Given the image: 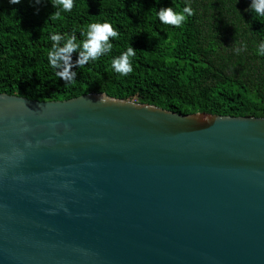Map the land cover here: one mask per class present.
Masks as SVG:
<instances>
[{
  "label": "water",
  "instance_id": "water-1",
  "mask_svg": "<svg viewBox=\"0 0 264 264\" xmlns=\"http://www.w3.org/2000/svg\"><path fill=\"white\" fill-rule=\"evenodd\" d=\"M0 264H264V119L0 94Z\"/></svg>",
  "mask_w": 264,
  "mask_h": 264
},
{
  "label": "trees",
  "instance_id": "trees-1",
  "mask_svg": "<svg viewBox=\"0 0 264 264\" xmlns=\"http://www.w3.org/2000/svg\"><path fill=\"white\" fill-rule=\"evenodd\" d=\"M55 2L0 0V94L37 102L106 94L183 116L264 119V15L252 0H74L71 11ZM188 5L195 15L180 27L160 21V9ZM105 22L119 33L113 49L72 67L74 81L61 79L47 55L51 35L64 37L60 47L72 35L82 44L88 25ZM129 46L133 71L123 75L112 61Z\"/></svg>",
  "mask_w": 264,
  "mask_h": 264
},
{
  "label": "clouds",
  "instance_id": "clouds-1",
  "mask_svg": "<svg viewBox=\"0 0 264 264\" xmlns=\"http://www.w3.org/2000/svg\"><path fill=\"white\" fill-rule=\"evenodd\" d=\"M21 0H10L12 4H19ZM54 8L62 6L63 10L71 11L74 6V0H56L53 4ZM251 9L259 14L264 15V0H252ZM195 15V11L190 5L183 9V12L174 11L173 7L160 9L158 16L162 23L180 27L186 22L188 16ZM59 13L55 12L50 19H57ZM119 33L114 29L111 23H91L87 26L86 39L81 43H77L75 35L67 37L66 43L60 47V42L64 37L59 34L51 35L53 46L47 55L49 62L53 68L61 69L57 75L64 81H74L76 73L71 71L72 67H81L90 60H96L101 55L110 52L113 44L110 38H118ZM79 51V59L76 64L71 63V55L73 52ZM260 53L264 54V44L260 45ZM136 54V50L129 46L127 51L120 57L112 61V67L117 73L127 75L133 71L131 59ZM104 102V101H101ZM27 129H25L26 131ZM30 146V145H29Z\"/></svg>",
  "mask_w": 264,
  "mask_h": 264
}]
</instances>
